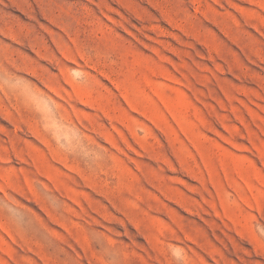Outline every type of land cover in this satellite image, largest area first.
<instances>
[{
	"label": "rangeland",
	"instance_id": "374dc122",
	"mask_svg": "<svg viewBox=\"0 0 264 264\" xmlns=\"http://www.w3.org/2000/svg\"><path fill=\"white\" fill-rule=\"evenodd\" d=\"M0 264H264V0H0Z\"/></svg>",
	"mask_w": 264,
	"mask_h": 264
}]
</instances>
